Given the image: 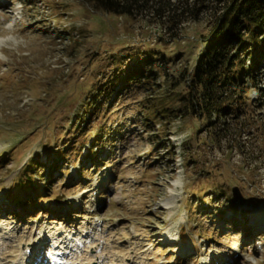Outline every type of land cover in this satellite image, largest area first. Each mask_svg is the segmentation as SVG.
I'll list each match as a JSON object with an SVG mask.
<instances>
[{
    "label": "rangeland",
    "instance_id": "374dc122",
    "mask_svg": "<svg viewBox=\"0 0 264 264\" xmlns=\"http://www.w3.org/2000/svg\"><path fill=\"white\" fill-rule=\"evenodd\" d=\"M150 2L0 3V264H264V56L212 130L178 100L226 3Z\"/></svg>",
    "mask_w": 264,
    "mask_h": 264
},
{
    "label": "trees",
    "instance_id": "16d2710c",
    "mask_svg": "<svg viewBox=\"0 0 264 264\" xmlns=\"http://www.w3.org/2000/svg\"><path fill=\"white\" fill-rule=\"evenodd\" d=\"M82 1L101 13L138 18L153 0ZM215 1L226 4L222 5L205 48L188 74L187 93L178 100L180 112L185 117H196L220 132L228 131L230 124L227 121L233 119L236 125L240 124L237 129L242 131L248 125L238 118L241 114L243 121L250 113L246 109L249 102L247 84L254 81L258 60L264 56V0ZM154 2L151 12L157 16L166 12L174 16L179 11L182 16L195 19L209 0ZM258 36H262L261 39ZM13 202L18 200L13 199Z\"/></svg>",
    "mask_w": 264,
    "mask_h": 264
},
{
    "label": "bare ground",
    "instance_id": "6f19581e",
    "mask_svg": "<svg viewBox=\"0 0 264 264\" xmlns=\"http://www.w3.org/2000/svg\"><path fill=\"white\" fill-rule=\"evenodd\" d=\"M0 1H1V0H0ZM1 41H2V40H1ZM41 245H42V242H41V241H39L38 244H36V246H41ZM57 254H58L57 252H54V253H53V255L51 256L53 260H55V259L57 260V256H58ZM40 256H41V255H40ZM40 256H39V258H38V261H40V259H41ZM25 259H26V260H25V262H26V261L28 260V255H27V253H26V255H25ZM37 263L39 264V262H37ZM52 264H58V263H54V261H53ZM68 264H73V262L71 261V262L68 263Z\"/></svg>",
    "mask_w": 264,
    "mask_h": 264
}]
</instances>
